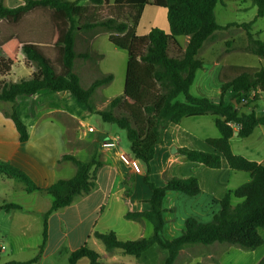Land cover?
<instances>
[{
	"label": "trees",
	"instance_id": "16d2710c",
	"mask_svg": "<svg viewBox=\"0 0 264 264\" xmlns=\"http://www.w3.org/2000/svg\"><path fill=\"white\" fill-rule=\"evenodd\" d=\"M249 1L257 6V16L263 17L264 0ZM109 3L110 0H26L24 4L10 8L5 0H0L1 20L16 24L35 9H49L60 16L57 25L64 22V28L57 31V39L53 41L61 65L60 71L46 55L44 48L34 42H25L13 36L0 41V52L3 54L0 58V75L11 71L20 51L25 55L26 63L32 64L36 69L29 79L3 83L0 87V103L13 105L12 111L3 110V114L15 123L20 141L27 142L29 130L19 116L16 103L20 98L35 96L48 90L70 94L89 113L98 115L104 123L115 125L126 132L133 157L146 166L145 183L152 195L148 201V210L129 212L125 218L149 221L153 225V233L146 238L122 241L114 231L94 232L95 238L104 244L107 252L121 249L124 254L139 258L153 246H158L166 252L162 264H175L181 251L189 245L220 244L245 251L259 248L264 243L260 234V229L264 230V164L233 153L230 141L234 135V127L230 123L239 127L241 138L249 137L256 127L264 125V115L258 116L254 111L243 113L237 108L249 95H252V100H257L259 93L264 91V68H229L228 75L221 77V97L231 91L235 103H225L222 98L217 103L208 97L194 96L190 92L191 87L197 72L204 65L199 54L215 33L224 29L217 23L215 16L218 0H115L110 6L114 8V15H111L113 17L96 21L94 11ZM144 6L167 9L169 34L162 29L153 28L147 35L138 36L133 27L121 20L120 15H128L133 24L138 23ZM75 17L89 19L81 29L102 28L109 33V41L114 46L128 53L124 93L110 100L104 110L96 109L93 98L98 89L109 86L114 81V75H102L88 88L83 87L80 76L74 70L75 60L90 59L91 55L79 54L75 50L74 32L79 28L75 26ZM253 24L254 22L236 26L247 30L250 41L248 50L264 58V42L255 40L250 33ZM230 26L232 25L227 27ZM180 37L189 39L185 49L179 44ZM171 45L178 48L180 56L170 54ZM230 73L234 74L231 78ZM203 115L216 116L215 124L220 136L206 140L214 152L186 148L179 152L189 161L211 169H220L225 159L231 169L250 173L251 180L228 192L218 201L220 210L211 221L188 218L181 233L168 238L165 235L166 213L175 212V209L165 207L168 193L196 197L202 191L195 177H173L167 179L164 186H157L150 178V163L155 156L156 147L163 142V134L169 124H179L184 118ZM61 161H69L74 165L75 176L59 180L50 187L40 188L25 171L0 160L1 175L22 183L28 193L44 191L52 199L50 209L43 215V242L39 253L27 261L2 262L0 257V264L39 263L48 241L49 217L96 190L97 173L103 166L96 154L88 161H82L74 155H64ZM233 197L242 202L233 205ZM19 209V205L11 203L0 206V210L5 211ZM100 257L98 252L84 244L70 254L68 264H77L82 258H88L90 264H99ZM257 264H264V257Z\"/></svg>",
	"mask_w": 264,
	"mask_h": 264
},
{
	"label": "crops",
	"instance_id": "0c3cea01",
	"mask_svg": "<svg viewBox=\"0 0 264 264\" xmlns=\"http://www.w3.org/2000/svg\"><path fill=\"white\" fill-rule=\"evenodd\" d=\"M25 1L26 0H5V4L10 8H15L24 4ZM114 3L115 0H110L108 6L110 7ZM84 4L85 3H82V5ZM48 11L50 14V30L45 29L46 27L44 25H38L31 29H23L21 34L12 33L5 37V39L11 36L18 39H45V36L49 35L52 39H57V31L59 29L62 31L61 28H64V22H61L62 24L60 23V26L59 24L57 25V20H59L60 16H57L52 10L48 9ZM33 12L34 11H31L24 18H29ZM127 18V20L122 18L121 20L127 22L133 27L138 36L147 35L153 28L162 29L167 34L170 33L166 8L144 6L141 10L139 21L136 24L132 23V20L128 15ZM102 33H106L109 39V33L105 31L97 32L94 29L86 31L83 35L90 54H100L95 48V42ZM78 34H81L80 27L74 32V39H77ZM188 41L189 39L186 37L185 45H182L179 42L182 49H185ZM34 43L43 48L47 46L53 47V42L36 41ZM100 55L102 56V61L103 55ZM2 56L3 54L0 52V58ZM25 64V55L20 51L17 63L6 75H10L16 67L25 66ZM32 68L34 69L30 72L29 77H31L34 71H36L34 66ZM54 94L55 95L51 94L48 96H54L57 100H66L70 98V94L68 93ZM44 96L46 95H42L41 91L35 96L26 98L39 100V102H37L38 105L42 102L41 98ZM221 98L220 86L217 94L218 100L213 101L218 103L221 101ZM222 99L225 103H228L229 101L235 103L231 91H228ZM181 100L183 99L181 98ZM238 107L239 106H237V108ZM16 108L19 113L18 106H16ZM3 110H5L4 107L0 105L1 161L11 163L25 171L35 185L40 188L50 187L59 180L71 179L75 176L76 169L74 165L69 161H61V158L64 155L75 156V151L69 146V142L65 138V131L62 130L60 133H52L44 129L46 123L52 122L50 117L54 115L55 112L64 113L76 119L74 114L71 115L69 112H66L64 107L57 109L50 108L46 112H41V110L38 109L30 114L24 112L32 121L28 122L27 120L24 121L22 119V114L19 113L20 118L27 125L29 130V140L22 143L15 123L12 119L3 114ZM243 113L246 112L243 111ZM89 114L91 115V113ZM215 120L216 116L203 115L184 118L179 124L171 123L164 131L163 142L156 147L155 156L150 163V178L153 183L157 186H164L166 180L169 178L195 177L199 181L202 191L201 194L196 197H189L185 194L173 192L168 193L165 200V207L167 209H175L174 213H166L167 224L165 235L168 238H173L179 235L188 218L193 217L202 222L211 221L214 215L220 210L218 201L222 200L228 192L237 189L251 180L250 173L231 169L225 159H223L222 167L220 169H211L200 163L189 161L179 152L180 149L186 148L213 153L214 149L206 143V140L220 136ZM98 132L101 133L99 143L104 139L112 138L118 141V148L106 150L102 149L100 146L96 153V158L103 163V166L97 173L96 190L87 196L78 198L71 206L61 209L49 217L48 242L41 261L36 264H45V261L49 259V257L57 256L59 254L61 255L62 252H65L68 263L69 256L73 251L77 250L84 244H87L88 241H91L94 237V222L99 223L102 219L110 220L115 217L116 219L124 218L126 220V223L128 224L127 233H131V236L133 237L124 240L121 239L120 234L116 232L118 238L122 241L146 238L153 233V225L149 221H133L125 218V215L129 212H143L150 208L148 201L151 198L152 191L145 183L146 166L141 163L142 171L136 173L130 167L124 165L120 161L118 154L119 152H123L129 157L134 158L130 150V145L122 147L119 143V134L112 129L103 128L102 130H98ZM230 143L235 155H240L248 160L264 164V125L256 127L253 134L247 138H241L239 136V127H235L234 135L231 138ZM235 199L237 198H232L233 205L238 204L237 201H234ZM240 201L242 202V200ZM10 203L19 205L21 209L11 211L0 210L1 254L3 253L2 251L5 250L4 243L10 245L11 240L13 241L12 237L21 235V233L25 236L26 231L37 223L39 218L43 217V215L50 209L52 199L51 197H48L47 193L44 191L28 193L22 183L0 174V206ZM106 229H108L109 232L114 228ZM102 232L105 231H100V233ZM260 234L264 239L263 229H260ZM53 241L56 242L53 244ZM40 245V243L35 245L38 251ZM94 245L98 246V243L94 241ZM217 245L219 244L209 246L210 251L208 252V249L197 245H189L192 246L194 250H205L206 252L202 254H192L187 258L184 257V253L188 250V246H186L181 251L178 260L183 258L184 262H187L194 256L200 255L201 261L198 264H214L213 262L216 259H213V248ZM2 247H4V249H1ZM10 248L9 254L3 256L0 255L2 262L21 261V259L16 257L14 251H22L24 248H32V245L16 241V243H13L12 247L10 245ZM98 249L100 251V247ZM231 250L235 249L230 246H223V252H221V254L229 253ZM102 253L110 254L107 253V251H102ZM146 253L147 252L139 258L135 257V262L142 264V261L140 260L146 255ZM111 255L113 256L108 259V261L111 262H115L113 257L124 259L129 257V255L124 254L122 251L112 252ZM161 255L162 257H165L166 252L161 253ZM233 257L234 260L231 261L233 264H257L264 257V243L259 248L252 251L238 249V251H234ZM82 262L89 264L87 258L80 259L77 264H81Z\"/></svg>",
	"mask_w": 264,
	"mask_h": 264
},
{
	"label": "rangeland",
	"instance_id": "374dc122",
	"mask_svg": "<svg viewBox=\"0 0 264 264\" xmlns=\"http://www.w3.org/2000/svg\"><path fill=\"white\" fill-rule=\"evenodd\" d=\"M33 11V14L29 18H23L19 23L16 24L10 23L7 20L0 19V39H5V37L9 36L12 33L21 34L23 29H31L38 25H44L46 27L45 29L48 30L50 24V14L48 9H35ZM113 12V7L102 6L94 11V19L96 21L107 19L109 18V16L114 15ZM257 14V6H255L249 0H218L217 6L215 8V16L217 23L221 27H224V29L216 32L215 36L205 44L204 48L199 54V58L203 60L204 65L203 68L197 72V78L191 88L192 95L197 97H208L212 100L217 101L218 90L221 86V77L224 76V74H227L230 69L242 70L264 68V58L259 57L248 50L250 41L247 30L242 27L236 26L254 22L250 33L253 35L255 40L264 42V16L258 17ZM120 17L124 20L128 19L126 15H120ZM88 21L89 19L86 17H82L81 19L75 17V26L83 27ZM228 25L232 26L227 27ZM94 30L97 32H104L102 28H96ZM86 31L88 30L82 28L81 34H78L77 39H75L76 52L79 54H90L83 37ZM21 40L25 42L42 41L50 43L54 41V39H52L50 35L45 36V39ZM185 41L186 37L179 38V42L182 45H185ZM95 48L100 54L103 55L102 61V56L100 54L92 53L90 54V59L77 58L75 60L74 70L80 76L81 83L84 88H88L96 78H99L102 75H114V81L109 86L98 89L93 98V103L95 104L96 109L104 110L107 108L110 100L124 93L128 53L127 51L114 46L109 41L108 35L106 33H102L99 36L98 40L95 42ZM44 51L46 55L53 60L56 69L60 71L61 65L59 62L58 53L57 51H55V48L47 46L44 47ZM170 54L172 56H180L181 53L179 52L178 48L175 47V45H171ZM25 66L16 67L13 73H11L10 75H0V87L3 85V83H10L13 81L19 82L21 80L30 78L29 74L33 71L32 69H34L32 68L33 65L26 63ZM233 75L234 74L230 73V78L233 77ZM51 94L55 95L48 90L42 91V95L46 96L41 98L42 102H40L38 105L37 102H39V100H35L33 98H20L16 103V106H18L19 108V113L22 114V119L24 121L27 120L28 122L32 121L29 117L26 116L24 112L30 114L38 109L41 110V112H46L50 108L57 109L64 107L66 112H69L71 115L74 114L76 119L64 113L55 112V114L50 117V120H52V122L46 123L44 125V129L52 133H60L62 130H64L65 138L68 140L69 146L73 148V151H75V156L78 159L82 161H88L93 154H96L98 152V149L100 148L99 140L101 139V133H99L98 130H102L103 128L112 129L116 133H118L120 136L119 143L122 147H127L129 145V141L124 130L115 125L104 123L98 115H90L87 108L83 104L79 103L75 97L70 95L69 99L57 100L56 98H54V96H48ZM182 99L184 100V98ZM246 100V103L242 102V104L238 105V108L242 112L244 111L246 113H249L254 111L258 116L264 115V91H261L259 93V97L257 100H252V95L246 97ZM0 105L3 106L6 111H12L13 106L11 104L0 103ZM89 128H92L94 130L89 131ZM48 197L50 196L48 195ZM234 201H237L238 203L241 202L237 199H235ZM42 218H39L38 222L26 231L25 236L21 233V235L12 237L13 241L11 240L10 242L11 247L13 246V243H16V241H21L32 245V248H24V250L22 251H14L16 253V257L21 259V261L30 260L39 253L35 245L39 243L42 244L43 242L44 221ZM94 225L93 236L94 232L96 231H105L102 233H108V229L106 228H114L112 231H114L115 233L118 232L121 239L125 240L126 238L133 237L131 236V233H127L128 224L126 223V220L124 218L116 219L114 217L110 220L102 219L99 223L94 222ZM94 237L91 239V241L87 242V246L100 254L101 257L99 260V264L139 263L135 262V256L130 255L129 257L127 256L128 260L124 258L113 257V260L115 262L108 261V259L113 256L111 255L112 252H120L122 250L115 249L111 252H107L110 254H104L102 253V251H107L104 244ZM94 241L98 243V246L94 245ZM55 242L56 241H53V244ZM10 245L8 243H4L5 250L2 251V254L0 252L1 256L10 253ZM197 246L208 249L207 252L210 251L209 246ZM223 246L229 247L227 245L225 246L219 244L215 246V248H213V259H216L213 263L233 264L231 263V261L234 260L233 253L234 251H238V249L240 248L230 246L235 250H231L226 254H221V252H223ZM99 247L100 251L98 249ZM191 247L192 246H188V250H186V252L184 253V257L187 258L192 254H202L206 252L205 250L197 251L194 250L193 247ZM164 252L165 251L161 250L158 246H153L147 251L146 255L140 261H142V264H162L164 257H162L161 253ZM181 259H177L178 264H198L201 261L200 255L194 256L187 262H184L183 258ZM45 264H68L65 252H62L61 255L59 254L57 256L49 257V259L45 261ZM81 264H85V262H82Z\"/></svg>",
	"mask_w": 264,
	"mask_h": 264
},
{
	"label": "built area",
	"instance_id": "2783aa9c",
	"mask_svg": "<svg viewBox=\"0 0 264 264\" xmlns=\"http://www.w3.org/2000/svg\"><path fill=\"white\" fill-rule=\"evenodd\" d=\"M242 102L246 103L247 100L243 99ZM230 125H232L234 128L238 127L232 123H230ZM93 130L94 129L89 128V131H93ZM100 146L102 149H106V150L117 149L118 148V141L115 139H112V138L104 139L103 141H101ZM118 155H119L120 161L124 165L130 167L136 173H140L142 171L141 162L138 159L129 157L127 154H125L123 152H119ZM1 249H4V247H2Z\"/></svg>",
	"mask_w": 264,
	"mask_h": 264
},
{
	"label": "water",
	"instance_id": "95a60500",
	"mask_svg": "<svg viewBox=\"0 0 264 264\" xmlns=\"http://www.w3.org/2000/svg\"><path fill=\"white\" fill-rule=\"evenodd\" d=\"M236 102V101H235Z\"/></svg>",
	"mask_w": 264,
	"mask_h": 264
}]
</instances>
